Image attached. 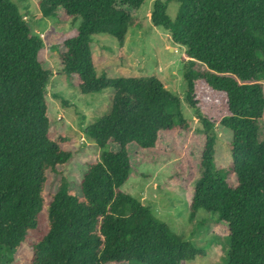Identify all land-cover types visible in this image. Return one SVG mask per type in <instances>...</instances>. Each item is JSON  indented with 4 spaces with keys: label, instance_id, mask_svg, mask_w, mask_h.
I'll list each match as a JSON object with an SVG mask.
<instances>
[{
    "label": "trees",
    "instance_id": "obj_1",
    "mask_svg": "<svg viewBox=\"0 0 264 264\" xmlns=\"http://www.w3.org/2000/svg\"><path fill=\"white\" fill-rule=\"evenodd\" d=\"M145 1L38 3L42 18H55L61 9L79 21L61 36L62 73L78 77L83 95L113 90L109 113L84 129L100 156L87 166L79 193L61 177L46 203L49 175L71 153L61 147L64 138L50 137L46 90L52 72L39 60L44 46L30 33L29 11L0 0V264L37 229L41 213L47 230L30 264H182L205 256L120 190L131 175L130 145L152 150L160 132L190 130L179 100L157 78L97 75L94 37L112 36L122 49L128 30L139 27L130 11ZM171 3L177 4L172 17ZM150 21L183 49L185 100L205 137L189 219L203 211L227 226L221 264H264V0H154ZM217 124L232 133L228 170L215 164L211 133Z\"/></svg>",
    "mask_w": 264,
    "mask_h": 264
},
{
    "label": "rangeland",
    "instance_id": "obj_2",
    "mask_svg": "<svg viewBox=\"0 0 264 264\" xmlns=\"http://www.w3.org/2000/svg\"><path fill=\"white\" fill-rule=\"evenodd\" d=\"M10 1L19 7H27L29 13L25 14V19L28 21L30 33L42 40L44 49L39 53V60L52 72L46 90L47 113L51 120L50 137L54 140L64 138L61 147L71 153L69 162L58 167L57 173L49 175L44 192L47 203L56 191L61 177L66 178L70 190L78 194L87 166L99 159L100 150L84 135V129L109 113L113 90L83 95L78 89V77L72 75L68 78L62 73L59 54L64 48L60 42L61 36L63 32L77 27L79 21L67 17L61 9L55 18H42L38 11L40 0ZM153 2L154 0H146L138 10L130 11L139 27L128 30L125 49H120L112 36L94 37L91 45L94 65L98 76L106 73L110 78L125 77L117 68L123 67L122 70L127 75L160 80L179 100L181 113L189 123L190 130L160 132L156 147L152 150H139L130 145L131 175L120 190L149 206L154 215L172 232L204 250L203 258L182 264H221L228 247L227 226L218 222L216 215L203 211L193 221L189 219L188 206L193 195L194 182L200 175V158L205 137L194 110L185 100L183 49L171 42L166 31L152 26L150 13ZM176 10L177 4L171 3L167 14L172 17ZM262 84L264 87V81ZM260 130L264 139V116ZM211 136L215 141L216 167L228 170L231 166L232 133L217 124ZM109 146L113 151L118 150L114 143ZM228 182L232 187L236 185V179L230 171ZM46 230L47 220L45 214L41 213L37 229L29 232L13 258L9 261L3 260V263L30 264L33 246Z\"/></svg>",
    "mask_w": 264,
    "mask_h": 264
},
{
    "label": "crops",
    "instance_id": "obj_3",
    "mask_svg": "<svg viewBox=\"0 0 264 264\" xmlns=\"http://www.w3.org/2000/svg\"><path fill=\"white\" fill-rule=\"evenodd\" d=\"M93 43H94V39H93V42H92V44H93ZM92 44H91V45H92ZM122 47H123V49H125V48H124V44H123V46H122ZM117 68H119V73H120V74H122L123 76H124V75H126L125 77H137V76H132V75H130V74H129V75H127V73H125V71H124V70H122V69H123V67H117ZM105 69H106V68H105ZM96 72H97V70H96ZM105 74H106V73H105ZM106 76H107V75H106Z\"/></svg>",
    "mask_w": 264,
    "mask_h": 264
}]
</instances>
